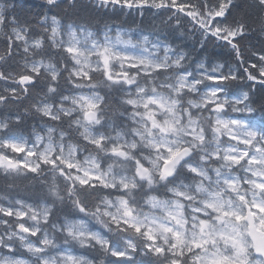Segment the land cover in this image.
Segmentation results:
<instances>
[{
	"label": "snow or ice",
	"instance_id": "snow-or-ice-1",
	"mask_svg": "<svg viewBox=\"0 0 264 264\" xmlns=\"http://www.w3.org/2000/svg\"><path fill=\"white\" fill-rule=\"evenodd\" d=\"M91 6L162 27L0 7V264H264V0Z\"/></svg>",
	"mask_w": 264,
	"mask_h": 264
},
{
	"label": "trees",
	"instance_id": "trees-1",
	"mask_svg": "<svg viewBox=\"0 0 264 264\" xmlns=\"http://www.w3.org/2000/svg\"><path fill=\"white\" fill-rule=\"evenodd\" d=\"M10 0H0V6H4L9 3ZM21 4L27 6L26 12L20 14L22 21L26 20L28 23L33 25V30L39 32L41 36L47 35L41 29L38 28L36 23V16L43 12L46 15H57L61 19V23H86L90 26L93 31H100L104 29V25L109 26L115 24L121 26L123 29L132 30H151L153 27L159 29L162 27L161 20L158 17L146 14L142 19L140 17H129L122 16L119 12L105 11L94 9L91 5L93 0H77V7L74 9L65 8H52L49 9L48 6L44 5V0H19ZM63 3L64 0H61ZM237 5L246 10L253 11L248 8L253 0H235ZM30 12L31 15H27ZM135 20V22H133ZM171 39V38H170ZM176 43L186 50L191 49V42H185L181 39H176ZM251 50L257 51L264 47V34H261L259 28L250 35L249 40L245 41ZM3 47L2 41H0V48ZM194 60L198 58L208 59L209 56L213 57L215 63H224L227 58V53L222 52L220 49H214L209 47L207 53L201 56V50L197 47L196 52L193 54ZM254 59V58H253ZM191 66V65H190ZM259 99V96H257ZM36 121H33L35 123ZM6 195L14 196L18 199H23L28 203H33L38 198V193L34 190L33 185L27 181L18 182L15 188H6L3 180H0V198Z\"/></svg>",
	"mask_w": 264,
	"mask_h": 264
},
{
	"label": "rangeland",
	"instance_id": "rangeland-1",
	"mask_svg": "<svg viewBox=\"0 0 264 264\" xmlns=\"http://www.w3.org/2000/svg\"><path fill=\"white\" fill-rule=\"evenodd\" d=\"M0 7H3V6H0ZM124 30H128V29H124ZM103 31H104V29L102 30V32H103ZM133 31H137V30H134V29H133Z\"/></svg>",
	"mask_w": 264,
	"mask_h": 264
}]
</instances>
